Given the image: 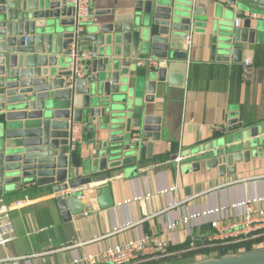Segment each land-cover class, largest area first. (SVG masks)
<instances>
[{"label":"water","instance_id":"obj_1","mask_svg":"<svg viewBox=\"0 0 264 264\" xmlns=\"http://www.w3.org/2000/svg\"><path fill=\"white\" fill-rule=\"evenodd\" d=\"M125 1L124 14L91 11L79 18L69 0H0V197L27 187L41 196L86 192L101 173L112 176L152 160L154 142L162 138L156 96L167 94L174 78L161 63L182 57L177 37L199 24L211 1L264 13V0ZM215 36L213 58L229 62L233 56L241 63L246 43L264 45V18L251 14L243 29ZM73 46L98 57L84 78L71 81ZM74 124L105 137L98 146L94 142V153L81 166L66 155ZM228 125L229 134L244 129L239 118ZM263 151L260 124L243 130L239 139H219L191 162L195 171L204 161L207 171L218 169L223 176L229 165L235 172L241 154L248 162ZM95 191L100 206L112 207L109 185ZM82 196L53 198L65 222L83 213L74 207ZM187 264H264V248Z\"/></svg>","mask_w":264,"mask_h":264},{"label":"crops","instance_id":"obj_2","mask_svg":"<svg viewBox=\"0 0 264 264\" xmlns=\"http://www.w3.org/2000/svg\"><path fill=\"white\" fill-rule=\"evenodd\" d=\"M219 2L211 1L198 18L190 61L183 56L186 32L177 37L176 50L182 57L164 64L169 67V79L174 78L167 94L156 96L154 114L163 120L162 138L154 142V158L135 170L112 176L101 173L97 182L85 188V197L74 205L83 209V213L73 216L70 222L63 220L53 199L64 192L41 196L27 187L5 194L10 204L25 203L11 213L15 240L0 247V264H71L75 258L154 235L168 239L171 248L186 244L189 247L172 250L164 258H147L144 262L147 264L162 260L163 264L205 261L232 254V251L223 254V250L247 243H252L250 250L264 248V230L257 232L254 239L235 234L222 240L215 236L208 219L166 232L171 223L191 214L264 196V151L253 154L248 162L241 154L235 172H229L233 168L229 165L223 176L218 169L207 171L204 161L195 171V162H191V158L208 151L219 139L230 136L239 139L243 130L264 124V45L244 46L243 61L249 59L254 63V76L248 83L242 79L243 61L237 63L231 56L229 62H221L212 55L217 31L230 33L243 29L247 15L264 18V13L228 9L223 1ZM108 10L121 15L129 12V4L125 0H92V13ZM237 17L242 18L239 28L235 26ZM233 118H239L244 129L229 134L226 130ZM80 127L82 141L76 152L82 160L76 166L91 158L95 141L98 146L105 138L92 130L86 134ZM180 151L185 160L178 164L175 159ZM105 185L110 186L113 200L110 208L100 206L96 196L95 190ZM171 187H176V192L161 194ZM243 212L230 209L229 223L241 222ZM192 243L195 246L191 248ZM250 250L242 247L238 252Z\"/></svg>","mask_w":264,"mask_h":264},{"label":"built area","instance_id":"obj_3","mask_svg":"<svg viewBox=\"0 0 264 264\" xmlns=\"http://www.w3.org/2000/svg\"><path fill=\"white\" fill-rule=\"evenodd\" d=\"M76 8L77 16L79 18H86L91 13L92 0H69ZM248 17V15H247ZM242 22L241 17L235 20L236 28H239ZM197 32V24H192L190 30L184 37V53L190 61L191 53L194 44V36ZM71 64L70 69L73 76L70 78L81 79L86 76L87 65L98 57L94 50L77 51L73 46L70 49ZM162 65L165 63L162 62ZM151 66L157 67L156 62H150ZM254 76V63L252 60H244L242 64V79L245 83L252 81ZM80 124H74L70 130L69 149L66 155L72 158L77 151L79 144L82 141V127ZM220 131H225L223 128ZM176 162L182 163L185 158L181 151L176 156ZM176 187H171L161 191V194H168L176 192ZM73 193H82L85 197L86 192L83 189L68 190L60 196L68 197ZM139 200V198H138ZM141 200V199H140ZM25 202L16 201L12 204L8 203L5 197H0V247L6 246L15 240V228L11 219V213L14 209L21 207ZM230 209H243V219L239 223H229L228 214ZM201 219H208L211 221L215 229V236L218 239H228L235 236V234L246 235L249 239H254V235L264 230V196L257 198H250L241 203L233 204L231 206H221L214 209L203 210L199 213H194L183 217L178 223H171L166 232H173L179 227H189L192 223ZM195 246L191 244V248ZM171 244L168 239L160 235L149 237H142L140 239L130 240L125 244H117L107 248L105 251L97 254H88L81 258H75L71 264H142L147 258H164L170 254Z\"/></svg>","mask_w":264,"mask_h":264},{"label":"trees","instance_id":"obj_4","mask_svg":"<svg viewBox=\"0 0 264 264\" xmlns=\"http://www.w3.org/2000/svg\"><path fill=\"white\" fill-rule=\"evenodd\" d=\"M73 160H74V162L77 164V165H79L80 163H81V160H82V158L80 157V154L78 153V152H75L74 154H73ZM251 244L252 243H247V244H240V245H233V246H230L229 247V249L228 248H226V249H224L223 250V254H226L227 252H230V251H232V252H234V253H236V252H238V250L240 249V248H242V247H245V248H247L248 250H250V249H252L253 247L251 246ZM189 247V244H186V245H184V246H179V247H176V248H171L170 249V251H172V250H184V249H187ZM165 261H159V262H155V263H148V264H163ZM144 264H147V263H144Z\"/></svg>","mask_w":264,"mask_h":264}]
</instances>
